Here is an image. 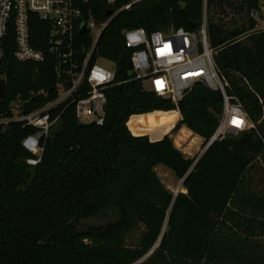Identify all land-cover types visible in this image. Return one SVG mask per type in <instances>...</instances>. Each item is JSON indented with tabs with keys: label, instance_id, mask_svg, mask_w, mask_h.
Returning <instances> with one entry per match:
<instances>
[{
	"label": "trees",
	"instance_id": "obj_1",
	"mask_svg": "<svg viewBox=\"0 0 264 264\" xmlns=\"http://www.w3.org/2000/svg\"><path fill=\"white\" fill-rule=\"evenodd\" d=\"M130 1L87 0L84 16L102 22L107 9ZM225 1L241 12L261 0H208L215 61L255 127L216 140L198 157L185 155L166 132L177 113L154 111L179 109L174 130L185 124L208 139L222 114V93L197 82L177 107L146 89L134 79L122 31H196L203 0H143L120 11L98 42L100 55L117 63V81L127 80L106 90L104 124H82L66 109L36 166L26 163L30 153L21 145L33 127L17 122L0 131V264H264V31L235 42L256 19L229 30L212 9ZM33 17L32 44L46 49L39 40L45 24ZM10 35L0 61L7 77L0 117L12 115L18 98L34 109L57 94L54 59L18 61ZM43 89L47 95L37 93ZM158 164L172 169L186 191L170 192ZM93 218L106 220L99 234L81 229ZM140 224L138 243L127 245Z\"/></svg>",
	"mask_w": 264,
	"mask_h": 264
},
{
	"label": "built area",
	"instance_id": "obj_2",
	"mask_svg": "<svg viewBox=\"0 0 264 264\" xmlns=\"http://www.w3.org/2000/svg\"><path fill=\"white\" fill-rule=\"evenodd\" d=\"M86 1L0 0V61L10 34H14L13 55L18 61L43 62L47 56L54 59L56 96L34 109L29 101L18 98L11 103L12 115L0 117V131L17 122L34 128L21 139L22 147L30 153L26 158L30 166L41 163L46 141L66 109L73 108L82 124L103 125L108 103L106 90L127 81H117V63L100 55L98 42L114 16L143 0H131L115 10L110 7L112 13L102 22L84 16ZM114 2L108 0L110 5ZM33 15L45 24L46 37L39 40L46 49L32 44ZM251 17L263 23L255 31H264V4L253 10ZM208 19V0H203V19L196 31L184 27L169 31L133 27L122 31L126 46L132 50L134 79L141 80L146 89L172 99L177 107L197 82L222 93V114L213 134L205 139L204 150L228 134L255 127L238 96L229 92L230 82L217 66L214 57L217 50L210 42ZM248 35L243 34L235 42ZM37 93L48 94L45 89ZM25 103L29 107L27 112Z\"/></svg>",
	"mask_w": 264,
	"mask_h": 264
},
{
	"label": "rangeland",
	"instance_id": "obj_3",
	"mask_svg": "<svg viewBox=\"0 0 264 264\" xmlns=\"http://www.w3.org/2000/svg\"><path fill=\"white\" fill-rule=\"evenodd\" d=\"M236 1V0H231ZM236 3V2H234ZM233 3V5H234ZM264 4V0L260 1V5ZM221 4H218L217 6L212 5L213 11L216 10L217 16L220 18H223L225 22H228L230 25L228 26V29H234L236 27H240L243 24H246L248 27V16L251 17V12L253 10H256L257 8H251L248 10V8H244L243 11L238 12L236 9H233V5L228 4V2H224L222 8L220 7ZM209 10V9H208ZM210 16V13H209ZM261 18V17H260ZM247 22V23H246ZM262 20L256 19V24L254 27L249 28L245 32L239 34L238 38H240L245 33H251L252 31H255L259 26H261ZM103 63L110 65L109 62L103 61ZM154 112H175L177 113L174 117L170 118L172 121V124L167 128L166 132H168L173 140L174 145L179 148L185 155L188 157H198L200 156L205 150H204V137L200 136L199 134L192 131L189 127H187L185 124L181 126L179 130H174V126L178 123V121L182 118V115L179 111V109H170V110H162L158 109ZM168 116V115H167ZM171 117V116H170ZM155 171L158 174L160 180L162 181L163 185L170 191L173 192V194H177L180 191H186L183 188L182 185V179L178 178L174 171L170 169L169 167L158 164L155 166ZM106 223V220H102L101 218H93L88 219L84 221L83 226L81 229L89 231V230H96L98 228H101ZM144 226L140 224L138 227L134 228L126 237V244L130 246H134L138 243L140 239V235L142 233ZM167 228V224L165 223L164 229ZM88 240V239H87ZM160 241V239H159ZM159 241L155 244L154 248L158 245ZM89 242V240H88ZM152 252V250H151ZM150 252V253H151ZM149 253V254H150ZM145 256L144 258L148 257ZM142 258L141 260H144Z\"/></svg>",
	"mask_w": 264,
	"mask_h": 264
},
{
	"label": "water",
	"instance_id": "obj_4",
	"mask_svg": "<svg viewBox=\"0 0 264 264\" xmlns=\"http://www.w3.org/2000/svg\"><path fill=\"white\" fill-rule=\"evenodd\" d=\"M106 13L108 15H110L112 13V9L109 8L107 9ZM6 91H7V77L6 76H0V102L3 100V98L5 97L6 95ZM187 91V90H186ZM29 109L28 107V103H25L24 104V111L27 112ZM100 229L101 228H98V229H94V230H90L92 231L93 233L95 234H99L100 232Z\"/></svg>",
	"mask_w": 264,
	"mask_h": 264
}]
</instances>
